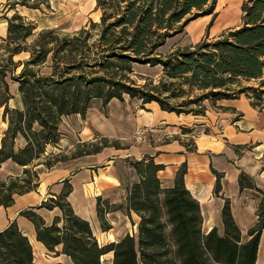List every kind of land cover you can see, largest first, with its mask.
Segmentation results:
<instances>
[{
  "label": "trees",
  "instance_id": "16d2710c",
  "mask_svg": "<svg viewBox=\"0 0 264 264\" xmlns=\"http://www.w3.org/2000/svg\"><path fill=\"white\" fill-rule=\"evenodd\" d=\"M219 0H97L102 10L101 22L90 21L72 35L57 29L41 30L29 44L36 25L18 11L8 18V36L0 48L8 57L0 62V80L9 92L6 76L20 82L25 109L5 108L10 124L0 147V169L8 159L25 166L19 176L0 177V206H11L16 195L37 190L40 174L36 167L51 168L68 159L60 153H47L49 144L60 142V124L64 115H86L92 101L103 100L104 106L125 94L139 97L144 103L156 100L164 110L205 115L206 100L217 105L221 99H236L242 94L252 98L254 106L264 109V0H244L242 22L221 35L186 46L173 47L164 53L161 47L185 30L194 19L213 15V26ZM37 8L40 0H7L10 9L17 5ZM54 43L53 46H50ZM30 52L27 60L14 56ZM52 57V72L42 67ZM135 62L163 66L158 82L148 78L138 83L133 77ZM22 70L17 73L18 68ZM252 81H260L259 85ZM6 95V94H5ZM4 95V96H5ZM37 124V125H36ZM22 133L27 144L16 149ZM107 146L126 148L121 140L101 136L80 142L73 157L98 153ZM139 181L134 182L126 200L131 213L140 216L138 236L127 234L118 242L101 245L89 220L81 217L68 199L73 190L66 180L59 195L43 202L50 209L60 207L63 217L51 225L34 209L22 214L32 220L37 236L50 251L72 257L75 264H103V256L114 252V264H256L264 229V197L258 209L259 221L243 233L232 212L229 199L223 209L225 232L218 227L203 229L200 201L186 187V166L180 168L176 183L162 187L158 172L164 165L146 155L132 162ZM216 192L220 191L221 174ZM248 178L240 175L242 189ZM123 204L98 197V214L104 228H109L106 213ZM0 261L3 264H38L27 235L13 221L0 231ZM62 264V263H55Z\"/></svg>",
  "mask_w": 264,
  "mask_h": 264
},
{
  "label": "crops",
  "instance_id": "0c3cea01",
  "mask_svg": "<svg viewBox=\"0 0 264 264\" xmlns=\"http://www.w3.org/2000/svg\"><path fill=\"white\" fill-rule=\"evenodd\" d=\"M208 16L192 20L185 29L199 18ZM36 23L44 27L41 30L51 25L38 20ZM196 26L198 31L200 24ZM183 32L169 37L161 49ZM51 55L43 66L49 71L43 73L52 72ZM19 60L27 59L20 57L15 61ZM22 68L23 65L17 73ZM133 68L138 74H143V68H158L161 73L163 70L161 64L151 66L139 62H135ZM8 75L10 78L6 76V82L9 92L5 91V83L0 80V147L10 124L5 115L6 106L25 109L20 82L14 80L10 73ZM205 104L208 107L205 115L177 113L162 109L156 100L144 103L139 97L125 94V100L114 97L106 106L102 99H94L86 115H64L60 124L61 140L57 144H49L47 153L76 150V142L90 141L96 133L119 139L123 143L132 140V144L120 149L107 146L98 153L78 157L70 155L51 168L44 164L38 165L39 188L16 195L11 206H0V231L16 221L29 237L38 264H75L71 256L62 252V244L56 247L59 252L50 251L38 239L35 223L22 214L23 210L34 209L47 225H51L56 217H63L60 207L50 209L43 206V202L62 193L68 180L73 186L68 199L75 211L90 221L101 245L118 242L129 233L138 236L141 218L133 210L129 213L126 200L130 186L139 181L132 162L149 155L156 163L164 165L158 172L164 188L174 186L180 168L186 166L185 184L200 201L206 233L218 227L220 233L224 234L223 209L229 199L243 239H249V230L259 221L258 209L264 197V109L254 106L252 98L246 94L236 99L219 100L217 105L222 108L212 105L210 100H206ZM27 142L26 137L19 133L16 149L24 147ZM24 168L13 159H8L0 169V177L22 175ZM215 171L221 174L219 192H216L218 175ZM242 172L248 178L243 189L240 184ZM100 196L111 203L123 204L120 209L106 213L109 228L103 227L98 214ZM102 261L103 264H114V252L106 253ZM0 264L3 263L0 261ZM256 264H264V229Z\"/></svg>",
  "mask_w": 264,
  "mask_h": 264
},
{
  "label": "rangeland",
  "instance_id": "374dc122",
  "mask_svg": "<svg viewBox=\"0 0 264 264\" xmlns=\"http://www.w3.org/2000/svg\"><path fill=\"white\" fill-rule=\"evenodd\" d=\"M243 1L244 0L235 6L237 12L234 21L221 23L223 16L230 10L231 5L230 3H223L222 1H219V6H217L216 9L218 16L215 18L214 24L209 30L208 24L212 20L213 15L196 20L195 22L200 21V27L198 31L196 30L195 32H191L190 30L192 24L195 23L192 22L191 26L187 27V29H185L180 36L171 40L168 46L161 50L164 53H168L173 47L195 44L204 38L213 39L221 35L226 29L239 26L242 22L241 17ZM37 8V10H33L32 8H27V6L19 4L16 8L10 9L7 5V0H0V44L3 42V39L8 36V18L12 17L17 11L22 15H25L28 19L27 21H31L38 26L34 30L33 35L28 38L29 44L36 39L39 31L44 28H41V26L36 23L37 20L43 21L44 24H51L47 27L57 29L62 35H72L83 27H89L91 20L98 23L101 22L102 10L97 7V0H40V6ZM220 23L221 25L218 30L214 31L215 26H218ZM53 45L54 43L50 44V46ZM8 55L9 54L5 51V49L0 48V62L8 57ZM30 56L29 52L25 51L23 55H16L15 60H18L20 57L28 59ZM42 71L47 72L49 69L42 67ZM141 71L143 74L136 73L132 75L138 83H145L148 78H153L156 82H158L161 74V71L158 68H143ZM7 78H10V75H8ZM251 83L259 85L260 81H252ZM101 136L102 135L96 133L95 137L90 141H94ZM78 143L79 142H76L75 145L77 146ZM123 144L130 146V144H132V140L124 141ZM76 146V150H72L71 152L67 149L61 151L63 153L62 155L66 157H69L70 155L72 156L77 151Z\"/></svg>",
  "mask_w": 264,
  "mask_h": 264
},
{
  "label": "bare ground",
  "instance_id": "6f19581e",
  "mask_svg": "<svg viewBox=\"0 0 264 264\" xmlns=\"http://www.w3.org/2000/svg\"><path fill=\"white\" fill-rule=\"evenodd\" d=\"M219 1H222L223 3H230V5H231L230 10L226 13V15L223 16L221 23L234 21V19L236 18V12H237L235 6L240 4V2L242 0H219ZM218 6H219V3H218ZM198 23H200V21L195 22L191 26V28H190L191 32H195L196 27H197L196 25ZM221 23L218 24V26H215L214 31L218 30Z\"/></svg>",
  "mask_w": 264,
  "mask_h": 264
}]
</instances>
